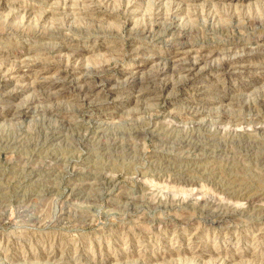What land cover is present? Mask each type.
<instances>
[{"label": "rangeland", "instance_id": "1", "mask_svg": "<svg viewBox=\"0 0 264 264\" xmlns=\"http://www.w3.org/2000/svg\"><path fill=\"white\" fill-rule=\"evenodd\" d=\"M263 43L264 0H0V264H264Z\"/></svg>", "mask_w": 264, "mask_h": 264}, {"label": "bare ground", "instance_id": "2", "mask_svg": "<svg viewBox=\"0 0 264 264\" xmlns=\"http://www.w3.org/2000/svg\"><path fill=\"white\" fill-rule=\"evenodd\" d=\"M12 1H16V0H12ZM250 2L254 1V0H249ZM55 10V9H54ZM51 11V10H50ZM107 13V12H106ZM158 13V12H157ZM51 14V13H50ZM185 44V43H184ZM264 44V43H263ZM64 47V46H62ZM195 47V46H194ZM193 47V48H194ZM261 47H264V45H261ZM31 52V49L27 50V55ZM183 53H180V51L176 54V56L174 57V59L171 61V70L172 72L175 71V72H179V74H182L183 77H182V81H180V83L178 84H173L171 82H168L166 84H162L160 85V87L156 88V89H153L154 91H149V93H140L141 97H151L152 95L156 96L155 98H158V96L162 95L166 89L168 88H171L173 90H178L179 87H181L180 85H183V86H187V85H192L191 83H194L193 80L191 79V77L193 76L192 75V72L193 70L195 69V66L197 65V63H193L191 62V60L189 61V56L187 58H184V56H182ZM261 54V53H260ZM189 55V54H188ZM186 57V56H185ZM199 57V56H198ZM78 58V56H77ZM28 59V58H27ZM74 59V58H73ZM192 59V58H191ZM77 60V59H76ZM195 60V59H194ZM193 60V61H194ZM199 60V59H198ZM197 61V59H196ZM201 61V60H199ZM27 62V61H26ZM76 62V61H75ZM198 62V61H197ZM225 62V61H224ZM246 61H245V57H243V55L236 57L234 58L233 60L231 61H228L226 62V73L228 74H236L238 73L239 70L241 69H244V68H249L250 66L248 64H245ZM168 64V63H167ZM169 69V68H168ZM31 73H33L32 71H29L27 70L25 67L22 68V69H12V70H8L4 73L3 77H2V80L0 82V93H4L5 89L15 83H24L25 81L29 80V77L31 75ZM174 73V72H173ZM178 74V73H177ZM176 76V75H174ZM37 78V89H41V91H43L44 89H54L57 85H58V82L59 81H53V82H49L47 81V79H45L44 77H41V76H36ZM181 79V77H180ZM58 80V79H57ZM170 81V80H169ZM174 82V81H173ZM17 85V84H15ZM19 88L18 90H14L12 92H6L7 95L4 97V103L6 101V98L7 100H11L12 98H14L19 92H24V91H28V89H30V85L28 84H20L18 85ZM107 88V87H106ZM32 89V87H31ZM196 89V88H195ZM106 90V89H105ZM112 90V89H111ZM111 90H108V91H104L103 93L101 94H104V96H106L107 94H110ZM182 90V89H181ZM86 94V93H85ZM89 94H90V91H89ZM144 94V95H143ZM177 94V93H176ZM103 96V95H102ZM153 96V97H154ZM88 98V97H87ZM81 102V101H80ZM87 102V101H86ZM191 102L193 103V100L191 99ZM84 104V103H83ZM30 105L32 104H28V106L24 109H22L21 111H16V110H13V108H8V109H5L3 110L2 112L3 113H9V114H15V113H19L20 115L21 114H27V112L30 111L31 107ZM33 111V110H32ZM25 114V115H26Z\"/></svg>", "mask_w": 264, "mask_h": 264}]
</instances>
